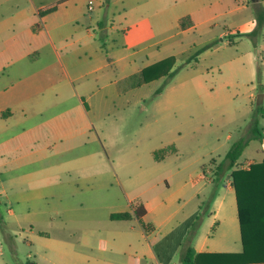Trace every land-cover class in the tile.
<instances>
[{
    "label": "rangeland",
    "instance_id": "rangeland-1",
    "mask_svg": "<svg viewBox=\"0 0 264 264\" xmlns=\"http://www.w3.org/2000/svg\"><path fill=\"white\" fill-rule=\"evenodd\" d=\"M205 1L211 26L178 37L185 54L174 69L197 47L215 44L201 62L185 65L170 79L137 86L126 108L96 120L102 146L89 144L80 156L57 153L50 174L17 176L16 183L3 176L1 264H152L146 235L179 238L182 253L198 237L225 233L230 251H240L232 170L218 177L215 168L239 139L249 141L241 166L264 158V142L252 138L255 126L264 134V0ZM167 53H151L150 59ZM172 143L178 152L155 160L153 151ZM140 200L150 203L142 220L111 219ZM220 200L227 219L216 233L220 218L212 229L211 216ZM148 223L156 228L149 233Z\"/></svg>",
    "mask_w": 264,
    "mask_h": 264
},
{
    "label": "crops",
    "instance_id": "crops-1",
    "mask_svg": "<svg viewBox=\"0 0 264 264\" xmlns=\"http://www.w3.org/2000/svg\"><path fill=\"white\" fill-rule=\"evenodd\" d=\"M209 5L205 0H0V192L7 191L4 175L15 182V177L33 172L50 174L57 153L61 158L80 156L87 153L83 148L89 144L102 146L95 121L126 108L137 86L165 77L146 82L142 71L171 56L176 64L185 54L178 37L205 24L211 26ZM53 6L54 10L41 13ZM186 16L192 24L184 28L181 20ZM229 43L236 40L231 38ZM209 48L189 64L201 62L200 56ZM163 49L169 53L151 61L150 54ZM139 59H144L141 66H137ZM172 145L175 151L168 156L178 152L175 143L165 147ZM60 146L64 147L57 149ZM229 184L234 190L232 179ZM141 201L147 215L150 203ZM234 207L239 222L237 201ZM225 208L220 200L212 213V229L220 218L216 233L227 219L222 213ZM231 219L233 223L236 218ZM145 238L153 248L152 264H164V260L180 264L179 238ZM186 244L197 253H236L230 251L231 240L225 233ZM242 249L243 245L237 252Z\"/></svg>",
    "mask_w": 264,
    "mask_h": 264
},
{
    "label": "trees",
    "instance_id": "trees-1",
    "mask_svg": "<svg viewBox=\"0 0 264 264\" xmlns=\"http://www.w3.org/2000/svg\"><path fill=\"white\" fill-rule=\"evenodd\" d=\"M55 8L56 6L50 7L41 11V13L50 12ZM103 24L105 23L102 22L101 25ZM191 24L192 20L189 16L181 20V25L184 28ZM230 43L233 42L230 41ZM211 46L207 44L198 47L188 56L184 64L177 66L174 70H172L176 61L174 56L144 68L142 71L144 80L148 82L162 76L169 79L172 78L185 65L192 61L197 62L198 55ZM162 89L163 87L157 93L160 94ZM252 134V138L264 141V134H262L258 126L254 127ZM248 144V140H236L215 168V175L218 177L226 169L232 170L231 179L238 207L242 251L236 253H197L192 245H188L181 254L180 264H264V158L260 161L252 162L248 168L241 166L240 158ZM173 151H175V146L173 145L164 147L156 150L154 157L160 161ZM145 215L146 209L140 200L132 204V211L113 212L110 217L112 220H129L133 217L142 220ZM144 226L148 232L154 228L152 223ZM40 233L45 234L44 232ZM164 264H170V260H164Z\"/></svg>",
    "mask_w": 264,
    "mask_h": 264
},
{
    "label": "built area",
    "instance_id": "built-area-1",
    "mask_svg": "<svg viewBox=\"0 0 264 264\" xmlns=\"http://www.w3.org/2000/svg\"><path fill=\"white\" fill-rule=\"evenodd\" d=\"M90 3L92 4L93 1H90ZM250 164H251V163L247 164L246 167H249ZM160 264H163V263H160Z\"/></svg>",
    "mask_w": 264,
    "mask_h": 264
}]
</instances>
